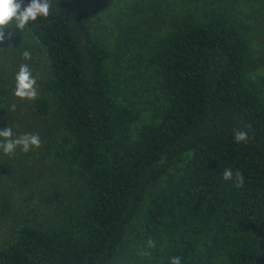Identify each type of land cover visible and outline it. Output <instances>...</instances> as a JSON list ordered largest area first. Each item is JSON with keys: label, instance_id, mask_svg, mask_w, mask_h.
I'll use <instances>...</instances> for the list:
<instances>
[{"label": "trees", "instance_id": "obj_1", "mask_svg": "<svg viewBox=\"0 0 264 264\" xmlns=\"http://www.w3.org/2000/svg\"><path fill=\"white\" fill-rule=\"evenodd\" d=\"M25 29L49 73L30 111L46 122L47 155L81 193L43 221L18 225L0 264H109L139 214L143 241L155 242L144 264H264V75L248 77L251 44L226 10L172 21L148 59L166 106L136 131L124 56L94 34L78 0H52L50 15ZM126 37L140 46L141 23ZM11 96L0 81V123ZM237 130L247 143L234 142ZM42 200L57 207L63 197L52 190ZM9 208L1 197L0 217Z\"/></svg>", "mask_w": 264, "mask_h": 264}, {"label": "rangeland", "instance_id": "obj_2", "mask_svg": "<svg viewBox=\"0 0 264 264\" xmlns=\"http://www.w3.org/2000/svg\"><path fill=\"white\" fill-rule=\"evenodd\" d=\"M78 5L94 34L110 49L124 56L130 98L135 101L139 112L134 131L144 122L158 121L166 106L156 70L148 59L178 16L202 18L212 9L226 10L243 28L251 44L253 68H248V77L264 75V66L255 67L256 60L264 57V0H78ZM137 22L141 23L144 38L140 46L126 37V32ZM25 50L31 53V59L23 58ZM21 64H27L31 69L37 81L38 97L42 84L49 76L43 47L26 29L22 32L15 28L5 29V40L0 43V81L11 84L12 96L0 130L11 127L13 138L25 133H38L41 146L28 153H23L18 147L11 155H5L0 150V198L7 197L10 201L7 215L0 217V248L12 239L15 228L22 222H41L48 214L58 213L63 202L67 205L81 193L77 179L62 165L55 163L52 153L47 155L44 144L46 122L32 115L30 107L33 100H20L13 95L14 77ZM12 104L16 105L15 111L11 110ZM20 117L21 125L18 123ZM180 168L181 164H178L170 172L176 173ZM166 180L167 176L160 178L151 190L164 186ZM52 190L62 193L63 200L57 207L42 200ZM140 221L139 214L128 228L122 250L109 264H144L141 253L147 251L148 243L143 241Z\"/></svg>", "mask_w": 264, "mask_h": 264}, {"label": "clouds", "instance_id": "obj_3", "mask_svg": "<svg viewBox=\"0 0 264 264\" xmlns=\"http://www.w3.org/2000/svg\"><path fill=\"white\" fill-rule=\"evenodd\" d=\"M52 9V0H29L27 4L24 0H0V43L5 40V29L15 28L23 31L30 22L36 21L38 18H47ZM11 33L9 34V36ZM25 60L31 59V53L25 50L22 53ZM15 87L13 95L20 100H34L37 95V81L33 77L31 69L27 64H21L15 77ZM16 105H11V110L15 111ZM250 137L246 131L237 130L233 133V140L237 144L247 143ZM41 146V138L38 133H25L16 138H13L11 127H6L0 130V150L5 155L15 153L19 147L23 153H28L32 149H38ZM224 180L233 179V171L231 168H226L223 172ZM236 187H243L244 176L242 172H235ZM149 247H155V242L148 241ZM148 255V253H141ZM169 264H181L180 257H171Z\"/></svg>", "mask_w": 264, "mask_h": 264}]
</instances>
